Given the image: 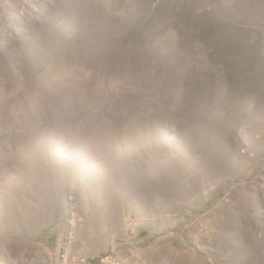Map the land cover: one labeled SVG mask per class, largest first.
Here are the masks:
<instances>
[{
	"label": "rangeland",
	"instance_id": "rangeland-1",
	"mask_svg": "<svg viewBox=\"0 0 264 264\" xmlns=\"http://www.w3.org/2000/svg\"><path fill=\"white\" fill-rule=\"evenodd\" d=\"M0 264H264V0H0Z\"/></svg>",
	"mask_w": 264,
	"mask_h": 264
}]
</instances>
